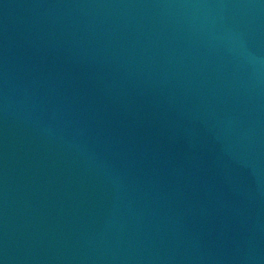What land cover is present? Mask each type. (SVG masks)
I'll return each instance as SVG.
<instances>
[{
  "label": "water",
  "instance_id": "95a60500",
  "mask_svg": "<svg viewBox=\"0 0 264 264\" xmlns=\"http://www.w3.org/2000/svg\"><path fill=\"white\" fill-rule=\"evenodd\" d=\"M0 264H264V0H0Z\"/></svg>",
  "mask_w": 264,
  "mask_h": 264
}]
</instances>
